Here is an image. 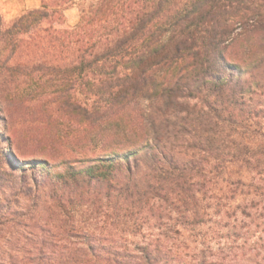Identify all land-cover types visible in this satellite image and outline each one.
I'll list each match as a JSON object with an SVG mask.
<instances>
[{
  "label": "trees",
  "instance_id": "trees-1",
  "mask_svg": "<svg viewBox=\"0 0 264 264\" xmlns=\"http://www.w3.org/2000/svg\"><path fill=\"white\" fill-rule=\"evenodd\" d=\"M72 4L0 12L4 175L146 229L144 264H264V0Z\"/></svg>",
  "mask_w": 264,
  "mask_h": 264
},
{
  "label": "rangeland",
  "instance_id": "rangeland-1",
  "mask_svg": "<svg viewBox=\"0 0 264 264\" xmlns=\"http://www.w3.org/2000/svg\"><path fill=\"white\" fill-rule=\"evenodd\" d=\"M77 3L78 0H74V4L65 11L68 25L78 21ZM3 19L5 23L9 21ZM3 114L1 111L0 147L9 144L7 131L3 129ZM16 126L24 130L28 124L19 119ZM32 159L31 155L25 154L22 162ZM12 164L16 166L14 162ZM4 169L0 158V264L145 263L138 257V247L144 244L142 234H147L146 229L141 235L123 230L111 216H104L102 212L91 213L83 207L72 209L69 213L61 212L49 200L44 188L47 186L39 184L36 187L29 177L26 181L18 175L7 177ZM16 173L21 174V171ZM73 228L94 235V254L87 250L84 237L72 232Z\"/></svg>",
  "mask_w": 264,
  "mask_h": 264
},
{
  "label": "crops",
  "instance_id": "crops-1",
  "mask_svg": "<svg viewBox=\"0 0 264 264\" xmlns=\"http://www.w3.org/2000/svg\"><path fill=\"white\" fill-rule=\"evenodd\" d=\"M41 0H0V11L3 18L13 19L23 11L37 7Z\"/></svg>",
  "mask_w": 264,
  "mask_h": 264
}]
</instances>
